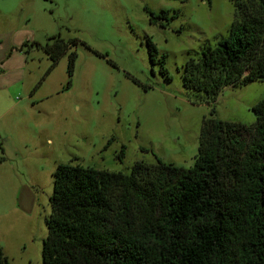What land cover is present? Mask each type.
<instances>
[{
    "label": "rangeland",
    "instance_id": "374dc122",
    "mask_svg": "<svg viewBox=\"0 0 264 264\" xmlns=\"http://www.w3.org/2000/svg\"><path fill=\"white\" fill-rule=\"evenodd\" d=\"M235 12L233 0H0V67L27 78L16 96L23 101L0 119V127L16 121L3 129L0 164V245L10 264L42 263L58 164L129 172L158 157L190 167L204 118L255 121L264 80L227 86L215 102H195L183 85L187 60L226 36ZM53 36L77 41L72 74L65 54L44 76L51 61L34 42Z\"/></svg>",
    "mask_w": 264,
    "mask_h": 264
},
{
    "label": "trees",
    "instance_id": "16d2710c",
    "mask_svg": "<svg viewBox=\"0 0 264 264\" xmlns=\"http://www.w3.org/2000/svg\"><path fill=\"white\" fill-rule=\"evenodd\" d=\"M233 1L228 34L187 60L183 85L195 102L264 80V0ZM34 43L51 61L44 76L65 54L72 74L76 40ZM148 51L157 63L152 40ZM252 110L251 124L204 118L190 167L158 157L129 172L58 164L41 264H264V98ZM0 264H10L1 245Z\"/></svg>",
    "mask_w": 264,
    "mask_h": 264
},
{
    "label": "crops",
    "instance_id": "0c3cea01",
    "mask_svg": "<svg viewBox=\"0 0 264 264\" xmlns=\"http://www.w3.org/2000/svg\"><path fill=\"white\" fill-rule=\"evenodd\" d=\"M20 70V68H19ZM15 71H17L15 69ZM15 71L13 73L15 74ZM10 68H4L0 67V119L4 118L3 115L9 112L12 108H15V104H19L20 101L17 99V92L20 93V90H23V86L27 80L25 76H11L10 73ZM37 83L34 82L32 86L29 88V94L31 97H34L36 90H34L35 86ZM43 84V83H42ZM24 98H27V94L24 95ZM6 101L9 103L10 101L12 103H9L6 107H4L2 104L3 102ZM7 127L8 131H13V127L16 124L14 116L10 115L6 121H4ZM6 127H0V143H1V151L3 153V157L0 159V164L4 163V159L8 158V140H7V135L3 131Z\"/></svg>",
    "mask_w": 264,
    "mask_h": 264
}]
</instances>
